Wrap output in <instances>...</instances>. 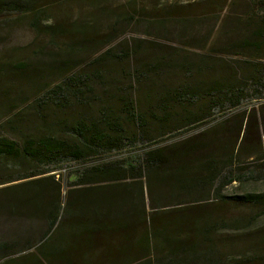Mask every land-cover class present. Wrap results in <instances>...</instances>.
<instances>
[{
  "label": "trees",
  "instance_id": "obj_1",
  "mask_svg": "<svg viewBox=\"0 0 264 264\" xmlns=\"http://www.w3.org/2000/svg\"><path fill=\"white\" fill-rule=\"evenodd\" d=\"M197 4L0 0L1 23L24 18L47 38L31 43L30 65L0 52V264H264V102L237 128L212 125L175 149L159 141L264 99V0ZM206 18L214 52L231 60L159 49L167 28ZM133 25L142 36H126ZM161 76L175 79L141 104L136 85ZM21 81L31 99L11 96ZM136 147L78 167L63 190L66 162ZM210 197L220 209L164 215Z\"/></svg>",
  "mask_w": 264,
  "mask_h": 264
},
{
  "label": "rangeland",
  "instance_id": "obj_2",
  "mask_svg": "<svg viewBox=\"0 0 264 264\" xmlns=\"http://www.w3.org/2000/svg\"><path fill=\"white\" fill-rule=\"evenodd\" d=\"M163 3L167 1H179L180 3H192L197 1V5H201L207 0H160ZM219 1L218 6L225 5L228 0H215ZM194 9V11L198 10V6L191 7ZM62 12L65 15L64 10ZM218 10L214 11L215 16L217 14ZM227 12L226 10H223L220 15L221 17H224ZM66 16V15H65ZM209 17V16H208ZM103 22H106V18L103 20ZM217 22L213 18H206L203 20L200 24L193 26L192 29H189L187 31H181V30H174L173 28L169 27L164 32L165 38L168 40H161L158 43L159 49L163 51H171L172 53H182L183 55H195V56H201L203 53H209L211 57H219L227 60H231L230 57L227 55H220L219 53H215V47H213L212 41L215 39V28H217ZM126 36L132 37V36H142L141 29L137 25H133L132 27H126L125 28ZM42 41V43L47 42L46 37H40L36 30H33L27 21L24 18H17L15 16L9 18V20L4 21V23L0 22V52H3L5 54H14L21 60L22 62L26 63L27 65H30L31 62L29 59L34 58L35 49L34 46L31 45L32 42L36 40ZM181 41H190L194 45L200 47V49H191L188 47H185L183 45L184 42ZM27 52V53H26ZM174 80L175 77H169V76H161L151 78L149 80H146L140 84H137L135 87L137 98L139 99V102L141 104L145 103H151L153 102V95L152 92H150L151 87L156 82L164 83L169 82L171 80ZM127 87L130 85H133L131 80L126 81ZM14 98H20V97H26V99H31L32 96L30 94L29 87L26 83L21 81L18 84V87L16 88V91L11 94ZM11 101V100H8ZM17 102V101H16ZM264 102V99L262 101L257 102V99H249L244 102H242L239 106L224 109V110H217L214 114V117L212 119H209L203 123H200L199 125L193 126L192 128L183 129L179 132H173L170 134H167L163 137V139L159 140L162 142V144H167L171 146L172 149L177 148L178 143L181 140H184L188 138L189 136H193V138H196L195 136L200 134L201 132L205 131L212 125L217 124L216 130L218 129L219 124H223V126L226 129L239 127L243 123V116H247L250 112V109L255 108L258 109L259 105ZM251 125L249 127V133L247 136V139L245 141V151H251L253 150V145L255 142V139H257L259 135V129L257 124V117L258 113L253 112L251 115ZM215 130V131H216ZM217 132V131H216ZM204 139V137L196 138L194 140L201 141ZM170 148V149H171ZM138 148L133 149H124L120 152H112L109 155H101L96 157H90L84 161H68L64 165L62 172L65 173L66 178L63 180V190L68 188V175L72 173L75 169L78 167H84L86 165H93L96 163H99L107 158L113 157H123L128 156L131 154L132 151L137 150ZM1 177V176H0ZM2 186V185H0ZM260 188L264 190V183L260 185ZM227 192L234 191L233 188L229 187L226 189ZM163 195V194H162ZM214 198H208L200 201H190L189 203H184L177 206H170L167 213H164L165 216H171L174 214H178L182 211H191L194 213H201L206 212L208 210H213L216 208H221L220 205L216 204L214 202ZM224 209H228V207H225ZM257 226H264V216L259 218L257 221ZM227 232H222V234L227 235ZM228 233H238V232H228Z\"/></svg>",
  "mask_w": 264,
  "mask_h": 264
}]
</instances>
